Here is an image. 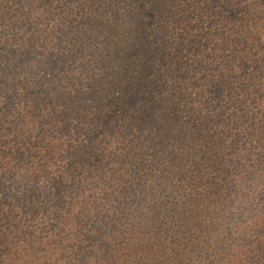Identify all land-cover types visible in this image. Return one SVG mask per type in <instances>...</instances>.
Listing matches in <instances>:
<instances>
[{"label":"trees","instance_id":"obj_1","mask_svg":"<svg viewBox=\"0 0 264 264\" xmlns=\"http://www.w3.org/2000/svg\"><path fill=\"white\" fill-rule=\"evenodd\" d=\"M0 264H264V0H0Z\"/></svg>","mask_w":264,"mask_h":264}]
</instances>
